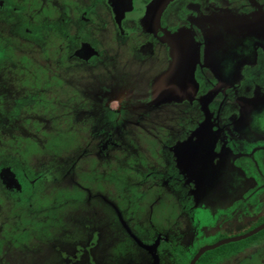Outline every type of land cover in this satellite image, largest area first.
I'll use <instances>...</instances> for the list:
<instances>
[{
  "label": "flooded vegetation",
  "instance_id": "flooded-vegetation-1",
  "mask_svg": "<svg viewBox=\"0 0 264 264\" xmlns=\"http://www.w3.org/2000/svg\"><path fill=\"white\" fill-rule=\"evenodd\" d=\"M152 2L0 0V105L25 109L28 136L37 123L69 122L71 147L55 155L49 186L74 189L63 200L85 209L78 227L53 228L54 262L189 264L233 238L194 264L212 250L203 264H264V0H168L148 24ZM1 153L7 242L21 232L24 182L42 183L20 151ZM130 186L132 201L179 206L178 215L135 240L125 223L140 213L119 203ZM183 210L193 224L200 212L251 225L191 246Z\"/></svg>",
  "mask_w": 264,
  "mask_h": 264
},
{
  "label": "rangeland",
  "instance_id": "rangeland-1",
  "mask_svg": "<svg viewBox=\"0 0 264 264\" xmlns=\"http://www.w3.org/2000/svg\"><path fill=\"white\" fill-rule=\"evenodd\" d=\"M165 1L166 0H164V2L154 0V2H152L146 18L148 24L157 21L159 10L164 5ZM1 95L0 93V99ZM173 98H179V94H173ZM159 100H162V96L158 97L156 92L153 102L157 103ZM13 105L10 102H8L5 107L0 105L1 114L6 113L5 121L7 124L4 132L0 119V156L2 154L1 151H20L22 160H24L25 171H28L29 174L34 173L35 176L39 175L41 177L39 183L42 184L36 183L35 187L32 189V187L30 188L28 186L26 181L24 182L23 191L25 192L22 194L20 202L21 208H19L21 222L19 228L21 232L18 238L14 236L12 240L7 242L0 239V264H56V262H54L55 257L51 251V245L55 240L52 231L53 228L63 227L74 229L78 227L79 222L76 218L79 217L78 213H80L81 209H85V205L78 199L74 200L72 203H67L68 201H65V199L63 200V198L66 197L65 194L67 192L73 193L74 189L67 187L63 188L60 185L57 187H52L53 185L49 186V183L53 182L51 178H53V165L56 163L54 159L55 155L65 152L62 150L71 147V135L69 131H67L69 122H64L63 119L58 123L55 122L54 119L50 124L48 123L49 130L39 128L47 126L42 123H37L39 127L37 125H35V127L40 133L38 135L28 136L32 134L31 129L33 128V124L27 122L26 117H23L25 109H23L22 106H20L22 108H17L13 107ZM51 124L53 125L52 128L50 127ZM57 126L61 130H56ZM32 131L36 130L32 129ZM74 147L75 145L71 150L74 151ZM76 152L77 151H74V155ZM106 178L111 179V177L107 175ZM59 182L62 181L59 180ZM126 189L129 196H126L127 198L121 196V200H119V203L121 202V207L124 202L127 203L135 213H140V216L135 218L129 226L123 221L125 223V228L130 231L131 236L135 240H139V235L145 229L149 231L158 227L163 229L165 225L171 222L170 218L172 216H175V214L178 215L180 210L179 206L170 208L168 205L165 207L164 203L159 202L153 204L152 208H150L149 206L147 207L143 201L140 202L136 199L132 201L138 194L137 189L133 186ZM75 193L79 196L80 191L76 190ZM3 199L2 188L0 187V228L9 221L10 217H8V213L11 211L10 204L5 205V207ZM166 213L169 214L167 217L169 220L168 222L165 220ZM180 214L181 233L187 244L191 246L203 242H212L221 235L236 233L241 230L243 226L245 228L251 225L248 219H246V222L238 221L234 218H226L224 214L214 217H203L200 212L197 214L193 212L191 215L195 220L193 224L188 218L189 213H187V211L183 210ZM176 227H179V224L177 225L176 222L175 225L169 226L171 229ZM58 232L60 231L58 230ZM103 246V243L99 244L98 250H102ZM154 247L155 244H152L146 248L154 253ZM113 251L114 250L111 249V254H113ZM116 253H118L117 249ZM123 253V250L120 249L117 256H121ZM237 261L238 262L232 264H258V259L255 257L248 261H241V258L237 259Z\"/></svg>",
  "mask_w": 264,
  "mask_h": 264
},
{
  "label": "water",
  "instance_id": "water-1",
  "mask_svg": "<svg viewBox=\"0 0 264 264\" xmlns=\"http://www.w3.org/2000/svg\"><path fill=\"white\" fill-rule=\"evenodd\" d=\"M160 1H163V2H164V0H160ZM167 1H168V0L165 1L164 5L166 4ZM161 4H162V3H161ZM164 5H163V6H164ZM189 75H190V74H189ZM260 227H262V226H260ZM260 227L254 229V230L251 231L250 233H248V234H246V235H243V236H247V235H249V234L255 232V231H256L257 229H259ZM229 240H233V238H232V239H224V240H222V241H218V242H216V243H214V244H211V245H208V246L202 247L201 249H199V250L195 253V255L192 257V259H191V261H190L189 264H194L195 260L198 258V256H199L204 250H207V249L213 248V247H215V246H217V245H219V244H221V243H223V242L229 241Z\"/></svg>",
  "mask_w": 264,
  "mask_h": 264
},
{
  "label": "trees",
  "instance_id": "trees-1",
  "mask_svg": "<svg viewBox=\"0 0 264 264\" xmlns=\"http://www.w3.org/2000/svg\"><path fill=\"white\" fill-rule=\"evenodd\" d=\"M215 250H212V251H208L206 253H204L197 261L195 264H203V261L205 260L206 256L211 253V252H214Z\"/></svg>",
  "mask_w": 264,
  "mask_h": 264
}]
</instances>
